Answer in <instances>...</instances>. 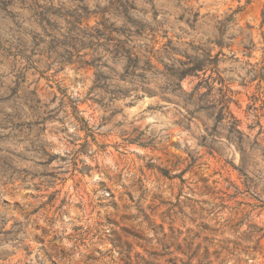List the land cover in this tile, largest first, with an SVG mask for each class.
<instances>
[{
  "label": "clouds",
  "instance_id": "clouds-1",
  "mask_svg": "<svg viewBox=\"0 0 264 264\" xmlns=\"http://www.w3.org/2000/svg\"><path fill=\"white\" fill-rule=\"evenodd\" d=\"M257 80L264 0H0V264H264Z\"/></svg>",
  "mask_w": 264,
  "mask_h": 264
},
{
  "label": "rangeland",
  "instance_id": "rangeland-1",
  "mask_svg": "<svg viewBox=\"0 0 264 264\" xmlns=\"http://www.w3.org/2000/svg\"><path fill=\"white\" fill-rule=\"evenodd\" d=\"M89 23L92 24V23H94V21H92L90 19L89 20ZM257 84H261V86H264V82H262L260 80L254 81L253 84H252V86H251L249 95H254L255 94L256 85ZM245 99H247V97H245ZM230 107L234 108L235 105H230ZM241 107H247V105L241 104ZM257 107H260L259 101H257ZM233 115L234 116H237L239 118L238 114L235 111L233 112ZM219 170L220 169L216 166L215 161L213 159V163L209 164V171L210 172H212V171L219 172ZM204 179H207V177H205ZM215 179H218V176H214L213 179L209 181V185H211L212 183H214L215 182ZM180 180H181V178L179 176H177V181L179 182ZM67 183L70 184V183H72V181L71 180H68ZM153 222H154V224L157 227H159L161 229L171 230V229H169V226L168 225H165L160 220L159 216L154 217L153 218ZM138 239H139V236L133 235L132 234V230L129 229V228H127V226H126L125 231L119 236V240L127 248L130 257L135 256V255H138L142 251V249H139L138 248V245H137V240Z\"/></svg>",
  "mask_w": 264,
  "mask_h": 264
}]
</instances>
